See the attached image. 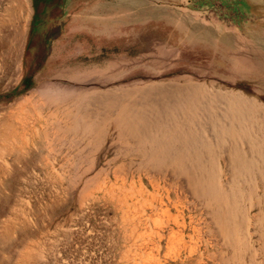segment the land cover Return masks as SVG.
Returning a JSON list of instances; mask_svg holds the SVG:
<instances>
[{"label":"rangeland","instance_id":"1","mask_svg":"<svg viewBox=\"0 0 264 264\" xmlns=\"http://www.w3.org/2000/svg\"><path fill=\"white\" fill-rule=\"evenodd\" d=\"M0 19V113L38 90L76 98L114 88L127 101L126 89L161 81L264 103V69L243 63L240 73L238 53L264 31V0H0ZM1 140L0 264H264L257 163L232 178L218 154L206 167L218 173L213 189L192 194L170 166L151 168L125 146L80 151L76 138L49 148L35 134L18 160Z\"/></svg>","mask_w":264,"mask_h":264},{"label":"bare ground","instance_id":"2","mask_svg":"<svg viewBox=\"0 0 264 264\" xmlns=\"http://www.w3.org/2000/svg\"><path fill=\"white\" fill-rule=\"evenodd\" d=\"M201 86L204 85L185 81L153 82L149 87L126 89L127 101L118 97L114 88L105 90L103 97L78 94L76 98L66 93L46 98L44 90H38L16 108L0 113L1 143L5 152L13 150L10 155L18 153L15 156L18 160L22 158L19 153L31 151L29 139L35 134L45 135L48 145L46 141L44 143L49 148L54 145L68 148L76 138L81 144L80 151L87 144L97 148L104 142L109 146H125V152L138 150L137 155L150 156V163H156L149 164L151 168L170 166L171 175L181 181L184 179L185 189L192 194L208 193L213 189L210 183L207 188V181H215L218 173L215 170L208 173L207 168H215L218 154L222 160L225 154V166L232 178L255 163L260 174L264 173V103L241 100L239 94L219 92L213 87L209 91L210 87ZM233 97L238 100H232ZM255 104L261 105V110H256ZM110 113L112 118L107 117ZM236 136L241 138L235 139ZM71 137L73 139L69 141ZM229 137L232 142H228ZM16 144L25 149L17 152ZM219 184L223 186L221 182ZM200 200L203 201L201 197ZM258 208L264 214V201ZM211 212V216L216 213Z\"/></svg>","mask_w":264,"mask_h":264},{"label":"crops","instance_id":"3","mask_svg":"<svg viewBox=\"0 0 264 264\" xmlns=\"http://www.w3.org/2000/svg\"><path fill=\"white\" fill-rule=\"evenodd\" d=\"M10 13L14 18H16V20H18L22 16L18 12L17 3L12 6ZM2 20L6 19L3 18ZM242 41V46L238 48V53L241 56V60L239 61V72H243V63L244 65H247V63H249L250 65L254 66L256 68V71L263 70L264 61L262 60V58H264V45L262 42L264 41V31L260 32L259 34L251 36L249 35V37H245Z\"/></svg>","mask_w":264,"mask_h":264}]
</instances>
